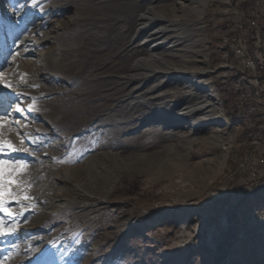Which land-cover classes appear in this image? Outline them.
<instances>
[{"label": "rangeland", "instance_id": "374dc122", "mask_svg": "<svg viewBox=\"0 0 264 264\" xmlns=\"http://www.w3.org/2000/svg\"><path fill=\"white\" fill-rule=\"evenodd\" d=\"M60 1L68 0H0V84L3 80H15L23 85L11 87L4 94L0 91V123L13 130L21 129L25 123L30 130L28 133L20 131L18 142L23 145L34 142L39 148L33 152V158L23 159L12 155L9 141L0 138L3 153L0 159L21 164L20 169L29 173L35 185L28 198L34 212L24 213L15 223L16 232L25 227L22 230L28 234L15 241L18 249L7 244V238H0V264H58V257L60 264H264V96L259 94V89L264 87L250 81L256 71L244 67V59H259L256 49L264 43V0H203L200 22L196 21L194 13L198 6L196 0L140 2L141 6H152L157 13L175 20L183 38L181 46L200 51L199 57L196 53L192 55L202 62L189 66L205 69V76L165 82L162 77L146 85L140 81L124 83L112 77L109 92H101L103 78L92 85L82 79L89 64L81 75H75L72 66L57 69L52 75L47 57L43 55L49 49L47 45L32 56H22L23 60L41 61L40 88H29L28 82L33 77H24L23 72L29 73L33 65L18 63L12 49L17 39L26 38L30 25L27 20L21 23L15 16L32 11V17L34 14L41 20L49 19L50 25L59 24L63 29L62 38H67L75 26L93 23L90 20L75 25L73 8L66 14L53 15ZM133 3L130 5L135 8L137 5ZM21 4L25 6L22 8ZM9 10L11 14L7 13ZM158 26L155 24L153 28ZM196 28L200 29L199 35L195 33ZM143 39L141 35L130 43L137 46ZM82 42L80 37L75 39L78 45ZM70 53L63 51L60 57L65 62L70 61ZM183 54L185 52H178V55ZM117 63V69L122 68L118 76L133 73L122 62ZM175 64L180 67L182 62L176 60ZM21 69L22 76H19ZM262 75L260 77L264 78ZM136 86L140 89L132 91ZM76 88L95 90L93 98L97 99L92 103L90 98H82L83 101L76 104L87 102L92 106L111 99L113 105L117 103L129 110L127 123L103 127L96 122L74 134L67 127L59 129L50 124L46 116L53 112L58 114L59 109L67 108L68 102L45 103L48 97H41L49 92L44 90L59 93ZM15 90L36 93L39 99L22 98L20 107L24 111L21 113L27 107L39 110L49 123L34 117L23 120L19 112H15V104L11 105L8 116L2 115L15 99L10 94ZM191 93L199 96L214 93L213 102L221 110L223 121L201 124L192 118L175 122L178 109L193 103ZM138 102L156 103L158 109L148 105L145 117L152 119L151 123L132 128V117H140L133 112V108L141 107ZM13 113L18 119L11 118ZM226 114L232 115L234 122L227 121ZM88 115L71 113L69 121L74 116ZM51 145L60 147V155L42 153L41 149L46 147L48 151L55 149ZM26 160L34 163H25ZM70 168L72 170H68ZM64 170L74 177L66 185L57 180ZM52 180L46 198L58 200L68 188L65 192L68 199L77 203L75 207L61 211L63 213L44 207L46 201L39 186ZM10 185L5 187L8 189ZM75 187L79 188V193L73 190ZM232 188L237 189L233 194ZM226 198L228 203H225ZM4 201L12 200L3 198L1 203ZM216 204L223 209L218 217L210 211ZM247 207L250 209L245 210ZM39 213L48 215L50 220L30 225L36 223L32 218L38 219ZM25 216L27 222H23ZM10 225L14 226L0 228L2 233L9 234ZM182 232L188 234L184 239L186 244L178 247L176 243ZM212 235L214 240L210 242ZM224 236H228L226 242L222 240ZM42 250L44 255L39 261L33 260ZM64 257L70 260L65 261Z\"/></svg>", "mask_w": 264, "mask_h": 264}, {"label": "bare ground", "instance_id": "6f19581e", "mask_svg": "<svg viewBox=\"0 0 264 264\" xmlns=\"http://www.w3.org/2000/svg\"><path fill=\"white\" fill-rule=\"evenodd\" d=\"M184 1L189 2L190 0ZM202 1L203 0H196L195 2V4L198 3V6L194 9V13L197 16V22H200L203 16L204 4L202 3ZM95 2L97 3H93L92 0H86L84 3H82L81 0H68L60 1V3L56 6V9L54 10L55 13L53 15L58 14V16L61 13L66 14L70 8H73L74 12L72 15L74 17L72 18V21L75 25L86 23L90 20L93 22L92 24H88L87 26H75L73 32L67 38H62L63 29L59 24L50 25L49 19L41 20L34 14L32 17V11H28L24 14L15 16V18H17V20H19L21 23L27 20V22L29 23L28 25H30V30L26 38L22 37L21 39H18L19 48L22 49H18L19 51L15 47L12 49L15 52L13 56L15 57V60L18 61V63H20L22 66L33 65L31 69L28 68L29 73L23 72L24 77H33V79L28 82V84L30 83L28 86L29 88H40L38 77H42V75L39 73L41 61L31 59L23 60L22 56L28 54L32 56L37 51L41 52L47 45H49V49L45 51L43 55L47 57V65H49L50 71L53 72L52 75L57 72V69H67L69 66H72V68L75 70V75H81L83 72L82 70L85 69V66L87 64H89V70L84 76H82V79L84 83L92 85L97 79L99 80L100 78H103L105 80V83L101 82L104 86L101 88V92H109V79L112 77L118 78V80H123L124 83H135L140 81L143 85H146L162 77L165 78V82L166 80L178 81L187 78L188 76L202 77L206 75L205 69L192 68V66H189L193 62H202L196 60L195 56L192 55V53H196V57H199L200 55L197 53H200V51L181 46L183 44V38L181 34L178 33L179 28L176 27L175 20L169 19L157 13L152 6H141L140 2H142V0H95ZM130 2H134L133 4L137 6H134L135 8H132ZM86 12L90 13L86 15ZM7 13L11 14V11L9 10ZM87 16H89L90 18ZM92 18L95 21L92 20ZM98 22H102V25H98ZM155 24H158L159 26L153 28ZM195 33L196 35H199L200 29L196 28ZM141 35H144V39L140 41L137 46L130 43L135 38ZM78 37L83 40V42L79 45L75 43V39ZM170 41L173 42L171 43V45H168L166 47V44ZM198 42H200V39ZM63 51H71V53L69 54L71 59L70 61L68 60L65 62L62 60V57L60 56L62 55ZM179 51H183L185 52V54L178 55ZM188 53L191 54L190 57L187 55ZM37 55H40V53H37ZM192 57L194 59H192ZM176 60H180L182 62L180 67L175 64ZM245 61L246 68L252 70L253 72L256 71V73L253 74V80L251 77L250 81H255L256 84L262 85L264 87V78L260 77L263 74V68H257L259 59L257 61L251 59H247ZM30 62L34 63L31 64ZM117 62H122L123 64H125V68H127L128 70H132L133 73L127 74L126 76H118L122 68L120 70L117 69ZM21 71L22 69L19 71V76H22V73H20ZM12 77H16V75H13ZM24 84H26V82ZM3 85H8V87L5 88L3 87ZM11 87H23V85L17 84L15 80L14 82H6L5 80H3L0 84V91L2 90L1 93L4 94L6 93V91H9ZM200 88L201 87H199V89ZM139 89L140 87L136 86L132 88V91ZM44 92H49L48 94L41 97V99L48 97L44 101L45 103L53 105L58 102L61 105L68 102L66 104L68 105L67 108L59 109L58 114H55V112H53L46 117H49L48 120H51L50 124H54L59 129H65L67 127V130L69 132H72L73 134L84 127L86 128L88 126H92L96 122L99 124V126L114 127L117 124H125L128 121L126 112H128L129 110L124 109L120 104L117 103L113 105L111 99H106L104 103H100L98 105H95L96 103H94L92 106H88L87 102L76 104L79 101H83L82 98H90L91 102L93 103L95 100H97L96 98H93V96L96 95L95 90L87 91L76 88L70 91H61L59 93H56L52 89H45ZM10 94H12V96L14 97H27L31 100L39 99L35 95L36 93H30L24 90H15ZM173 96H175V93ZM178 96L185 98L188 97L187 94H178ZM215 96L216 95L214 93L204 96H199L195 95V93H191L189 97L193 100V103L187 104L178 109L175 114V122L179 123L181 121H188L192 118H195L196 121L201 124L210 122L211 120H214L216 122L223 121L224 117L221 114V110L218 108V106L216 107L217 103L213 102L216 99ZM157 97H159V95L149 99L153 100ZM119 102H122V100ZM138 105L141 107L133 108V112H137L140 117L138 119L137 117H132V128L144 127L145 124L151 123L152 119L150 120V118L145 117L148 114V105H154V108H157L156 103L147 105L144 102H138ZM112 108L117 109L111 111ZM69 110L74 115H89L83 117L74 116L72 121H69L71 115V113L68 112ZM218 111H220V113H218ZM101 113H103V115H101ZM19 114L23 118V120H25V117H34L41 121L44 120L45 124L49 123L44 118L45 114L40 112L39 110H32L28 109L27 107L24 113L19 112ZM93 115L94 117L91 118ZM29 130V127L25 123L21 125V129L19 128V130H13L6 124L0 123V138L4 141H7V143L9 141L8 146L10 148L9 150L13 151L12 155H19L23 157V159L33 158V152H36L39 149L38 146L35 145L34 142L25 145L18 142L20 131L28 133ZM216 131L221 132V130ZM55 134L56 133H54L53 135ZM57 145L63 147L61 143H58ZM26 147L29 149L27 152L24 151ZM51 147H54L55 149H51L50 151H48L46 147L44 149H41L42 153L46 156H49L50 154L60 155L58 153L60 147H57L55 145H51ZM20 165L21 164H18L17 162V164H12V167H10V170L13 171V173H11L8 178L11 179L13 183L8 188L10 195L5 196L4 198H8L12 201H4L2 205L5 210L0 211V216L2 217L0 218V228H6L9 224H14L13 227L10 225V230L8 231L9 234L2 233L0 234V238H7L5 239L8 240L7 244H11L13 248H17L15 241L21 239L20 236L28 234L27 232L22 230L25 229V227H21L16 232L15 223L17 221V218H21L24 213L28 214L29 212L33 211L31 201L29 199H24V197H31V193L35 190V185L32 184L29 173L24 172V169L22 171L20 169ZM68 170H72V168ZM68 170H64L65 173L57 177L59 183L61 182L66 185L67 183H69V180H71V178H74L71 174L67 175L68 173H66V171ZM63 176H65L66 178H64ZM52 184L53 180L50 183L44 181L39 186L43 193V200L46 201L45 203H43L45 208L48 209L49 206V209H56L55 211L61 212L76 206L77 203H75L71 199H68L66 192H68L69 189L65 187L64 188L66 192L64 191V193L61 195V197H59L58 200H52V198L50 199L49 197L46 198V193L48 192V189L52 187ZM73 190L78 192L77 190H79V188L75 187ZM84 195L85 194L82 195L81 193V196ZM20 198H23L24 202H17ZM47 219H49L48 215L44 216V213H41L38 219L32 218V222L36 223L29 224L37 225L39 221H47ZM187 236V233H180V240L177 241L176 245L178 247L184 246L186 244L184 242V239H186ZM213 240L214 238L212 235L210 242H212Z\"/></svg>", "mask_w": 264, "mask_h": 264}, {"label": "snow or ice", "instance_id": "6c2138e0", "mask_svg": "<svg viewBox=\"0 0 264 264\" xmlns=\"http://www.w3.org/2000/svg\"><path fill=\"white\" fill-rule=\"evenodd\" d=\"M28 2H31V0H28ZM24 4H21L20 7H24ZM27 32V29H25V33ZM24 34V33H22ZM14 47L18 50L19 49V40L17 39ZM27 58V57H26ZM0 71H2V69H0ZM3 87L7 88L8 85H3ZM22 98L19 96H16L15 99L13 101H11V103L9 104L7 110L2 114L4 116H8L11 113V105L15 104L16 105V112H23L24 110L20 107V104L22 103ZM11 118L13 119H18L17 117H15L14 113L11 115ZM30 143V142H29ZM43 146V145H41ZM29 149L26 147L24 149L25 152H27ZM0 155H3L2 152H0ZM17 163L16 161H8L5 159H0V201L3 200V198L5 196L10 195L8 189L5 187V185H10L13 183V181L11 179H9L8 177L11 175L10 172V167L12 164ZM25 163H34V161L31 160H26ZM24 199H28V197H24ZM4 207L2 205V203H0V211H4ZM23 222H27V217H23ZM3 229H0V234H2ZM44 255V250H42V252L40 254H38L36 257H33V260L39 261L40 257ZM60 256L63 257V253H60ZM64 260H70V257H64ZM58 264H60V257H58Z\"/></svg>", "mask_w": 264, "mask_h": 264}, {"label": "trees", "instance_id": "16d2710c", "mask_svg": "<svg viewBox=\"0 0 264 264\" xmlns=\"http://www.w3.org/2000/svg\"><path fill=\"white\" fill-rule=\"evenodd\" d=\"M226 119H227V121H229V122H234V119H233V117H232V115H229V114H226ZM261 189V188H260ZM237 189H235V188H232V190H231V194H233L234 193V191H236ZM254 192V191H253ZM226 200H228V201H225V203H228L229 202V199H227L226 198ZM222 205H220V204H216V206H214V205H212V207H210V211H212V214L213 215H217L216 217H218L222 212H223V209H222V207H221ZM220 207V208H219ZM261 207V206H260ZM247 209H250V208H245V210H247ZM245 212V211H244ZM244 215V214H243ZM217 219V218H216ZM227 238H228V236H224V237H222V240L223 241H225L226 242V240H227ZM234 239L236 240V237H234Z\"/></svg>", "mask_w": 264, "mask_h": 264}, {"label": "built area", "instance_id": "2783aa9c", "mask_svg": "<svg viewBox=\"0 0 264 264\" xmlns=\"http://www.w3.org/2000/svg\"><path fill=\"white\" fill-rule=\"evenodd\" d=\"M258 50V51H257ZM256 51L259 54V61H258V67L257 68H263V76H264V43H260L259 46H257ZM244 67L246 68V61L244 59ZM252 80H253V75ZM260 94L264 96V89H259Z\"/></svg>", "mask_w": 264, "mask_h": 264}]
</instances>
